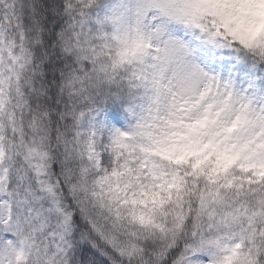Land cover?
<instances>
[{
	"label": "snow or ice",
	"instance_id": "obj_1",
	"mask_svg": "<svg viewBox=\"0 0 264 264\" xmlns=\"http://www.w3.org/2000/svg\"><path fill=\"white\" fill-rule=\"evenodd\" d=\"M0 264H264V0H0Z\"/></svg>",
	"mask_w": 264,
	"mask_h": 264
}]
</instances>
